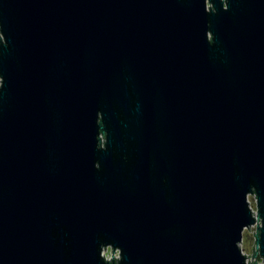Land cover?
I'll use <instances>...</instances> for the list:
<instances>
[{
    "label": "water",
    "instance_id": "1",
    "mask_svg": "<svg viewBox=\"0 0 264 264\" xmlns=\"http://www.w3.org/2000/svg\"><path fill=\"white\" fill-rule=\"evenodd\" d=\"M256 256L264 0H0V264Z\"/></svg>",
    "mask_w": 264,
    "mask_h": 264
},
{
    "label": "rangeland",
    "instance_id": "2",
    "mask_svg": "<svg viewBox=\"0 0 264 264\" xmlns=\"http://www.w3.org/2000/svg\"><path fill=\"white\" fill-rule=\"evenodd\" d=\"M249 201H250V206H252L254 212L256 213L257 210H258V205H257V197L256 195L254 194H249ZM257 224H254V225H251L250 228L248 227V229H246L244 231V234H243V242L241 243V247L244 251V253L246 255H249L248 257V260L250 259L251 261L252 260V255L254 253V249H256V238H255V235H254V230L257 231ZM254 245V249L252 248ZM104 255H106L107 258H113L114 256L115 257H119V251H115L113 252L112 251V248L109 247L108 250H105L104 251ZM256 260H257V263H263V259L261 258V256H256Z\"/></svg>",
    "mask_w": 264,
    "mask_h": 264
},
{
    "label": "built area",
    "instance_id": "3",
    "mask_svg": "<svg viewBox=\"0 0 264 264\" xmlns=\"http://www.w3.org/2000/svg\"><path fill=\"white\" fill-rule=\"evenodd\" d=\"M251 264H253V263L251 262Z\"/></svg>",
    "mask_w": 264,
    "mask_h": 264
}]
</instances>
